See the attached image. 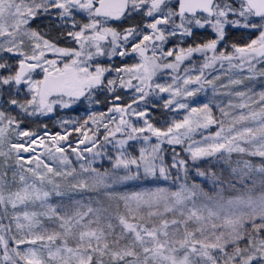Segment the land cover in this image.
I'll return each mask as SVG.
<instances>
[{"label":"snow or ice","instance_id":"snow-or-ice-1","mask_svg":"<svg viewBox=\"0 0 264 264\" xmlns=\"http://www.w3.org/2000/svg\"><path fill=\"white\" fill-rule=\"evenodd\" d=\"M0 264H264V0H0Z\"/></svg>","mask_w":264,"mask_h":264}]
</instances>
